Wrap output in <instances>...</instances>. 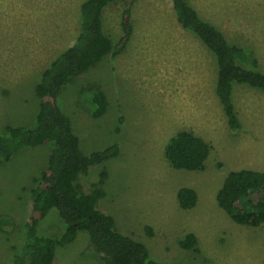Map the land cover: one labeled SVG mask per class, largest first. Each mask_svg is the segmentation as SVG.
<instances>
[{
    "label": "rangeland",
    "instance_id": "1",
    "mask_svg": "<svg viewBox=\"0 0 264 264\" xmlns=\"http://www.w3.org/2000/svg\"><path fill=\"white\" fill-rule=\"evenodd\" d=\"M84 0H0V135L7 127H30L38 110L34 86L42 71L71 47ZM231 45L245 48L248 64L264 72V0H187ZM124 7L109 5L102 31L112 52L65 87L59 99L81 152L89 156L117 144V157L93 166L78 184L89 193L106 173L97 210L117 229L142 243L150 256L169 264H263L264 224L236 225L215 197L230 172H264V94L234 87L241 123L230 131L215 96L214 55L181 29L169 0H135L132 36L113 56L123 35ZM101 92L106 112L93 116L91 98ZM179 132H191L210 147L199 172L173 170L164 151ZM49 146L27 148L0 162V264H11L21 244L24 203L45 167ZM197 195L192 209L177 201L180 189ZM22 227V230H21ZM65 225L51 209L38 234L58 238ZM195 250L178 243L187 235ZM53 264H101L84 233L57 248Z\"/></svg>",
    "mask_w": 264,
    "mask_h": 264
},
{
    "label": "trees",
    "instance_id": "2",
    "mask_svg": "<svg viewBox=\"0 0 264 264\" xmlns=\"http://www.w3.org/2000/svg\"><path fill=\"white\" fill-rule=\"evenodd\" d=\"M134 1L84 0L79 8L78 35L74 44L42 71L34 86L39 104L33 125L7 127L0 135V162H8L23 149L50 147L45 167L26 194L21 219L22 241L11 264H53L56 249L72 244L81 233L87 236L91 250L101 264H169L154 260L142 243L122 234L110 215L97 210V203L104 195L100 187L106 178L105 172L89 193L78 184L79 177L86 176L91 167L117 157L119 149L114 144L89 156L84 155L79 138L73 133L70 120L59 103L65 87L113 51L110 40L102 31L103 13L112 3L124 7L120 23L123 35L113 56L125 49L133 33L130 16ZM169 1L177 25L195 35L214 55L217 66L215 96L230 131H239L241 123L232 99L234 87H247L264 94V72L248 64L251 55L247 49L229 44L187 0ZM90 101L93 116L101 117L107 108L104 94L96 92ZM209 153V145L191 132L177 133L164 151L173 170L188 172L202 171ZM215 200L234 224L260 227L264 224V172H230ZM177 201L182 209H192L197 203V195L193 190L183 188L177 192ZM51 209L58 212L65 225L58 238L38 234L40 221ZM178 245L182 250H195L197 240L189 234Z\"/></svg>",
    "mask_w": 264,
    "mask_h": 264
}]
</instances>
